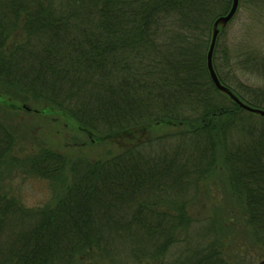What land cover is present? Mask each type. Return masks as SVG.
<instances>
[{"label":"trees","instance_id":"16d2710c","mask_svg":"<svg viewBox=\"0 0 264 264\" xmlns=\"http://www.w3.org/2000/svg\"><path fill=\"white\" fill-rule=\"evenodd\" d=\"M231 7L0 0V102L10 112L26 106L101 142L173 130L106 160L44 147L19 160L18 132L0 120V264H231L217 231L203 243L192 236L189 214L202 184L224 169L264 247V118L219 92L207 69L214 25ZM241 8L264 21V0H239ZM219 39L221 84L264 110V85L242 86L237 75L264 80V58L222 56ZM14 170L47 183L49 201L30 208L6 193L2 176Z\"/></svg>","mask_w":264,"mask_h":264},{"label":"rangeland","instance_id":"374dc122","mask_svg":"<svg viewBox=\"0 0 264 264\" xmlns=\"http://www.w3.org/2000/svg\"><path fill=\"white\" fill-rule=\"evenodd\" d=\"M218 39L222 56L226 49L227 52L230 51L229 53L238 52L236 54L249 51L258 54L259 58H264V21L254 18L251 11L246 8L238 7L236 15L229 23L219 25ZM237 73L239 84L242 86L261 88L264 85L262 73H252L253 75ZM15 105L21 106L19 103ZM26 110L28 108L24 106L18 112L12 113L13 111L10 112L11 110L0 102V120L7 121V124L18 132L14 154L19 160L37 154L42 147L69 159L85 158L91 162L106 160L123 153L136 143L173 131L169 128L155 127L132 138L122 137L101 142L97 138H87L76 128L65 127L62 121L55 122L51 118ZM217 172L216 176L202 184L201 193L189 209L195 227L192 236L198 235L202 239L200 243H203L209 240L206 236L215 239L217 231L222 240L226 261L231 264H264V247L259 243L257 232L247 223L246 208L236 195L238 193L230 190L231 186L234 187L232 179L228 178L225 169L224 172L220 170ZM3 175L2 177L6 178L3 180L4 191L26 206L38 207L49 201L47 183L23 179L19 170L12 176L8 173Z\"/></svg>","mask_w":264,"mask_h":264},{"label":"water","instance_id":"95a60500","mask_svg":"<svg viewBox=\"0 0 264 264\" xmlns=\"http://www.w3.org/2000/svg\"><path fill=\"white\" fill-rule=\"evenodd\" d=\"M238 7H239V0H232V7H231L230 12L226 16L221 17L216 21V23L214 25V32H213V36H212V40H211V44H210V48H209V53L207 56V69H208V72H209V75H210V78H211L213 85L215 86V88L219 92L227 94L244 111L251 113V114H257V115L264 118V110L251 108L250 106L241 102V100H239L231 92H229L220 83V80L218 79V76L216 75V72L214 71V67H213V54H214L215 46H216L217 39L219 36V25L229 23L234 18V16L236 15V13L238 11Z\"/></svg>","mask_w":264,"mask_h":264},{"label":"bare ground","instance_id":"6f19581e","mask_svg":"<svg viewBox=\"0 0 264 264\" xmlns=\"http://www.w3.org/2000/svg\"><path fill=\"white\" fill-rule=\"evenodd\" d=\"M213 67H214V65H213ZM214 71H215V68H214ZM217 75V74H216ZM219 79V78H218ZM221 83V82H220Z\"/></svg>","mask_w":264,"mask_h":264}]
</instances>
